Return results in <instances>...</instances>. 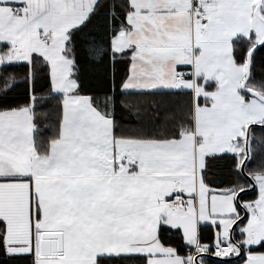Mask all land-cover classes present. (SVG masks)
Wrapping results in <instances>:
<instances>
[{
    "label": "snow or ice",
    "instance_id": "snow-or-ice-1",
    "mask_svg": "<svg viewBox=\"0 0 264 264\" xmlns=\"http://www.w3.org/2000/svg\"><path fill=\"white\" fill-rule=\"evenodd\" d=\"M0 264H264V0H0Z\"/></svg>",
    "mask_w": 264,
    "mask_h": 264
},
{
    "label": "trees",
    "instance_id": "trees-1",
    "mask_svg": "<svg viewBox=\"0 0 264 264\" xmlns=\"http://www.w3.org/2000/svg\"><path fill=\"white\" fill-rule=\"evenodd\" d=\"M257 67H258V70H259V69H260V64H258V66H257Z\"/></svg>",
    "mask_w": 264,
    "mask_h": 264
}]
</instances>
